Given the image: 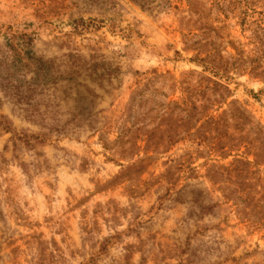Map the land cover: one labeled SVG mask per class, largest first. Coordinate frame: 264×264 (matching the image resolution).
I'll return each mask as SVG.
<instances>
[{
    "label": "rangeland",
    "instance_id": "1",
    "mask_svg": "<svg viewBox=\"0 0 264 264\" xmlns=\"http://www.w3.org/2000/svg\"><path fill=\"white\" fill-rule=\"evenodd\" d=\"M0 264H264V0H0Z\"/></svg>",
    "mask_w": 264,
    "mask_h": 264
}]
</instances>
